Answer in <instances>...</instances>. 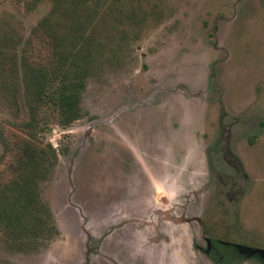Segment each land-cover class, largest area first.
Segmentation results:
<instances>
[{
	"label": "rangeland",
	"instance_id": "1",
	"mask_svg": "<svg viewBox=\"0 0 264 264\" xmlns=\"http://www.w3.org/2000/svg\"><path fill=\"white\" fill-rule=\"evenodd\" d=\"M80 1L79 116L47 109L36 166L10 171L6 142L28 133L11 58L57 70L32 31L72 17L68 2L0 0V264H136L137 247L142 264H264V0ZM165 213L200 217L207 255L134 228Z\"/></svg>",
	"mask_w": 264,
	"mask_h": 264
},
{
	"label": "trees",
	"instance_id": "2",
	"mask_svg": "<svg viewBox=\"0 0 264 264\" xmlns=\"http://www.w3.org/2000/svg\"><path fill=\"white\" fill-rule=\"evenodd\" d=\"M54 1L56 2L55 6H61V8L64 2H68L66 8L69 11V17H72V19L63 25L60 21H52L46 17L38 23L32 33L33 39L35 38L39 44L42 41L46 43L48 40L49 47L57 58V64H59L57 70L49 66L29 67L28 63L25 62L28 57L23 55L24 53L19 55V66L15 62L18 59L13 56L11 58L15 66V69L12 67V70L20 73L22 79L23 91L25 93L24 103L28 118L21 126L24 130L28 131V135L24 134L21 137L13 135L16 138L10 143L9 141L6 142V150L12 155L8 163L10 171L25 169L28 165L32 167L36 166V141H40V133L47 129L50 120L55 118L54 114L47 113V109L52 110V107L58 109L63 123L77 119L80 113V94L83 89V75L86 65L84 64L85 66L76 69L74 74L71 73L73 56L78 57L75 54L73 40L76 36L75 32L80 29L79 25L75 22L77 16L80 15L79 5H77V0ZM87 1L83 0L80 2L86 5ZM78 59L80 58L78 57ZM59 72H61L62 76L60 77L61 81H59L61 85L57 84V90L53 92V83L57 76H59ZM48 89H51V91H46ZM27 195L28 192L22 190L17 200H15L17 203L19 202L17 207L21 208V210L27 205L21 203L20 198ZM17 212L19 214V210Z\"/></svg>",
	"mask_w": 264,
	"mask_h": 264
},
{
	"label": "flooded vegetation",
	"instance_id": "3",
	"mask_svg": "<svg viewBox=\"0 0 264 264\" xmlns=\"http://www.w3.org/2000/svg\"><path fill=\"white\" fill-rule=\"evenodd\" d=\"M156 218H158V219L155 220V222H153L151 220H148V221H146V224H142V221L139 220L137 222L138 223V226L136 225V227H134V228L135 229H138V230L139 229H142V228L149 230V228H150L149 233H147L149 235V237L150 238L151 237H154L155 239H160V237L163 238V235L162 234L160 235V233L162 231H164V229H166V227H167L166 223H168V224L169 223H173V224L174 223H177V225H179V226H178L177 230L175 231V233H178V235L180 234V236H183L184 238H186V235H188L189 236V239L191 240V244L188 246V249H190V250H192L194 252L195 251H197V252L200 251L201 253H203V254L205 253L207 255V253L209 251L208 248H212L211 247V241H210V239H208V237L205 235V233H204V237H205V241H206V244H207V248H206L205 252L199 250V247L196 249L197 246H195V244H194V233H195L196 230L193 228V226L191 225V223L196 222L197 223L198 230H201L202 229L201 227H203V221L201 220L200 217L195 216V217H190V218H184V217L178 218V217H173L172 215H167L165 213L164 215L161 216V218L159 216H156ZM158 220H160V222H163L164 223L162 225H165V228L162 227V226H160L161 228H158L157 225H154L155 223L157 224ZM178 223H181V224H178ZM141 224L142 225H145V226H141ZM185 224L188 225L187 229H186V225ZM159 230H161V231L158 232ZM159 235H160V237H159ZM135 240L138 241V238L135 239ZM178 242H179V239L177 241V244H178L179 249H182L183 248L182 247V244L181 243H178ZM218 242H219V240H218ZM139 249L140 248H138V250ZM160 250L161 249L156 248V249H154L153 253L159 254V251ZM261 251L255 250V253H258V252L264 253V251H262V252ZM133 252L135 253V255L138 254L135 257V258H137V260L134 261L133 263H136V264H142V263H144L142 261V256L139 254V252H141V251H136L134 249ZM262 257L264 258V254L262 255Z\"/></svg>",
	"mask_w": 264,
	"mask_h": 264
},
{
	"label": "crops",
	"instance_id": "4",
	"mask_svg": "<svg viewBox=\"0 0 264 264\" xmlns=\"http://www.w3.org/2000/svg\"><path fill=\"white\" fill-rule=\"evenodd\" d=\"M128 108V107H127ZM129 109V108H128ZM160 217V216H159ZM178 224H181V223H178ZM178 226L179 225H177V223H169V225H168V227H166V229H164V231H162L161 233H160V235L162 234L163 235V238H161L160 237V235H159V237H160V239H159V241L161 240V239H164V238H166V239H168V236L170 237V239L172 238V240H167L166 241V244H167V246L168 247H172L173 248V250L174 251H176L177 252V249H178V244H177V241H178V233H175V231L177 230V228H178ZM125 227V226H124ZM161 230H159L158 232H160ZM151 239H152V242H153V244H154V242L156 241V239L154 238V237H151ZM139 240V239H138ZM153 246H155V247H152V253H153V251H154V249H156V248H159V249H161V246L157 243V244H155V245H153ZM138 248L139 247H137V249H136V251H139L138 250ZM148 250H150V247L148 248ZM173 251V252H174ZM172 254H174V253H172Z\"/></svg>",
	"mask_w": 264,
	"mask_h": 264
}]
</instances>
